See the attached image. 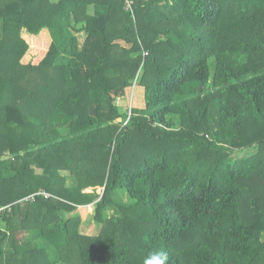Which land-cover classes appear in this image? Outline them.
Wrapping results in <instances>:
<instances>
[{
  "label": "trees",
  "instance_id": "trees-1",
  "mask_svg": "<svg viewBox=\"0 0 264 264\" xmlns=\"http://www.w3.org/2000/svg\"><path fill=\"white\" fill-rule=\"evenodd\" d=\"M263 236L264 0H0V264H264Z\"/></svg>",
  "mask_w": 264,
  "mask_h": 264
},
{
  "label": "rangeland",
  "instance_id": "rangeland-1",
  "mask_svg": "<svg viewBox=\"0 0 264 264\" xmlns=\"http://www.w3.org/2000/svg\"><path fill=\"white\" fill-rule=\"evenodd\" d=\"M23 31H24V29L21 30V37L28 43V48L26 49V51L24 52L23 56L21 57L20 62L26 64L29 61L30 57H32V56H34L36 54L32 53V54L29 55L27 53L29 48H30V43H29V40H27L25 34L26 33L29 34V33L27 31H25L26 33L24 34ZM29 36H31V35L29 34ZM78 37H79V41L83 42V40H84L83 35L79 34ZM36 42H37V40H36ZM37 44H38V47H40V46L42 47L43 45H45V43H41V42H37ZM45 48H48L47 44L45 45ZM26 55H27V59L25 60ZM141 75H142V73L140 72L137 75V77L135 78L134 81L135 82H139L140 78H141ZM128 98H129V101L132 98V106L134 108H141L143 106V104H144V102H143V93H142V90H141L140 87H136L134 89V91H133V94H132V90H131V91H129V95L128 96H126V97H124L122 99L119 98L117 100V104L120 105L125 112L130 113L129 110L131 108V105L128 104ZM89 191H92V189H89V190L87 189V192H89ZM119 196H121V198L123 200H125V201L127 200V196L125 195V193H121ZM92 210H93V207L89 205V209L86 212V214L88 213L89 215L87 217L88 220L86 221V225H85L86 228H85L84 232H86L88 234H91V235H96V234L99 233L100 227L98 225H96V223L91 220V215H92L91 212H92ZM263 238H264V236H263Z\"/></svg>",
  "mask_w": 264,
  "mask_h": 264
},
{
  "label": "clouds",
  "instance_id": "clouds-1",
  "mask_svg": "<svg viewBox=\"0 0 264 264\" xmlns=\"http://www.w3.org/2000/svg\"><path fill=\"white\" fill-rule=\"evenodd\" d=\"M155 258L148 262V264H164V257L162 254H154Z\"/></svg>",
  "mask_w": 264,
  "mask_h": 264
},
{
  "label": "crops",
  "instance_id": "crops-1",
  "mask_svg": "<svg viewBox=\"0 0 264 264\" xmlns=\"http://www.w3.org/2000/svg\"><path fill=\"white\" fill-rule=\"evenodd\" d=\"M26 30L23 31V33L25 32Z\"/></svg>",
  "mask_w": 264,
  "mask_h": 264
},
{
  "label": "built area",
  "instance_id": "built-area-1",
  "mask_svg": "<svg viewBox=\"0 0 264 264\" xmlns=\"http://www.w3.org/2000/svg\"><path fill=\"white\" fill-rule=\"evenodd\" d=\"M125 123V122H124ZM31 199H32V197H31Z\"/></svg>",
  "mask_w": 264,
  "mask_h": 264
}]
</instances>
